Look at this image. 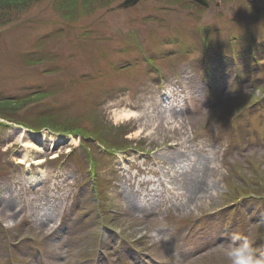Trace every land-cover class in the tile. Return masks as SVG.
Returning a JSON list of instances; mask_svg holds the SVG:
<instances>
[{"label":"rangeland","instance_id":"rangeland-1","mask_svg":"<svg viewBox=\"0 0 264 264\" xmlns=\"http://www.w3.org/2000/svg\"><path fill=\"white\" fill-rule=\"evenodd\" d=\"M22 1L0 23V207L9 188L19 204L0 215V264H229L233 233L264 254V0ZM178 153L213 166L207 199L192 204L198 172ZM128 155L157 180L167 170L165 202L142 216L125 196L138 186L123 183ZM100 180L95 202L84 186ZM81 202L103 215L73 230ZM39 203L50 225L33 218ZM101 222L121 253H94Z\"/></svg>","mask_w":264,"mask_h":264},{"label":"bare ground","instance_id":"bare-ground-1","mask_svg":"<svg viewBox=\"0 0 264 264\" xmlns=\"http://www.w3.org/2000/svg\"><path fill=\"white\" fill-rule=\"evenodd\" d=\"M176 111L178 112V109H176ZM127 113L129 115L131 114V112L129 110L127 111ZM178 113H180V112H178ZM34 133H38V132H34ZM23 135H25V134H23ZM23 135H20L19 137H17L15 139V141L16 142L21 141V137ZM30 139L29 138L25 139V137L22 138L24 143H23V148H22V154L19 155L18 160H17L18 163H25V164L30 163L31 159H30L29 151H32V149L35 147V143L32 142ZM184 141L185 140H183L182 143ZM128 156H130V155H128ZM174 159L183 161L181 167H184V166L185 167H192V169L194 168L195 171L198 172L195 179H193L194 177L193 178L191 177V180H190V183L188 186V189L190 190L189 192L193 193V197H191L192 198V204H193V202L198 203L199 200L207 199L210 195L209 193H211V194L213 193L212 190L209 191L210 189H213V187L207 188V180L208 179L207 178L204 179L206 176L205 169H207V168L211 169V167H213V166L210 167V165L205 164L202 159L195 161V159L193 157H191L189 154H187V157L185 158L184 155L178 153L176 155V157L174 156ZM98 164H99V160H97L96 158L93 159L92 168L93 169L96 168L95 166ZM173 166H176V165H173ZM134 168H137V169H133L132 171H127V174L125 175L126 178H125V181H123V183L127 182L128 186L131 188H132V183H137L138 186H135V185L133 186V190L135 192L132 193V195H130L131 191L129 189L125 193V196L127 197V201L129 200L131 202V204L129 206L130 207L129 211L133 212L135 214L136 213L139 214V213L144 211L143 206L147 207V204L143 201H145V200L149 201L151 198H154V200L152 201L153 203H151V204H153V206H155L156 202L163 201V199H164L163 192L164 193H166V192L163 190V188L158 186V183H156L155 180H157V178H152L151 176L147 175L145 172L144 173L140 172L141 170H139L137 166H134ZM93 172H94V170H93ZM193 173H195V172H193ZM181 175L183 176L184 173H182ZM165 177L167 180V170L166 171L164 170L163 175L161 174L158 177V181L163 180V178H165ZM147 183H149V185L146 187L145 185ZM143 186H145L146 188H143ZM149 190H153L155 192L151 195V192ZM11 193H12V190L10 188L5 189L3 192V195H2V197L4 198L3 202L5 203V201H7V206H8V209L0 207V215H2L3 217H13L17 214L16 210H17V206H19V204L16 201H12L11 199L7 198V196ZM137 196H139V197H137ZM50 203L54 204L52 202H50ZM39 204L41 205L40 208L38 210H36V212L33 214L36 216L37 212L43 213L44 217H37L36 216V218H35V216H33V218L36 221H38V223H37L38 225H41V226H45L47 224L50 225L49 221H50L51 217H53V215L50 213V210L53 209V206L50 205L49 203H47V204L46 203H44V204L39 203Z\"/></svg>","mask_w":264,"mask_h":264},{"label":"clouds","instance_id":"clouds-1","mask_svg":"<svg viewBox=\"0 0 264 264\" xmlns=\"http://www.w3.org/2000/svg\"><path fill=\"white\" fill-rule=\"evenodd\" d=\"M221 248L229 264H264V254L238 233H233Z\"/></svg>","mask_w":264,"mask_h":264},{"label":"trees","instance_id":"trees-1","mask_svg":"<svg viewBox=\"0 0 264 264\" xmlns=\"http://www.w3.org/2000/svg\"><path fill=\"white\" fill-rule=\"evenodd\" d=\"M25 3V1H17V2H8V0H1L0 2V23L2 22H7L9 20L12 19L13 15L16 12H13L12 14H10V11L12 10H16V8L18 7H23L21 5H23ZM65 5V6H72V0H61V2L59 3V6L61 7V5ZM64 7V6H63Z\"/></svg>","mask_w":264,"mask_h":264},{"label":"water","instance_id":"water-1","mask_svg":"<svg viewBox=\"0 0 264 264\" xmlns=\"http://www.w3.org/2000/svg\"><path fill=\"white\" fill-rule=\"evenodd\" d=\"M139 0H123L120 5L123 6V7H128V6H131V5H134L138 2ZM204 5H208L209 2L208 0H196Z\"/></svg>","mask_w":264,"mask_h":264}]
</instances>
